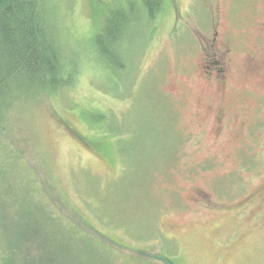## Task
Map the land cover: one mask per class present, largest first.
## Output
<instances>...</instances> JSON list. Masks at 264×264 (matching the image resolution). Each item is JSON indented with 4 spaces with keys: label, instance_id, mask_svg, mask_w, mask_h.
Masks as SVG:
<instances>
[{
    "label": "rangeland",
    "instance_id": "374dc122",
    "mask_svg": "<svg viewBox=\"0 0 264 264\" xmlns=\"http://www.w3.org/2000/svg\"><path fill=\"white\" fill-rule=\"evenodd\" d=\"M161 6L148 29L144 0H48L67 57L86 63L75 86L12 113L10 137L42 188L33 200L57 189L75 238L98 245L99 259L79 251L75 264H165L154 257L165 248L179 264H264V0ZM117 9L133 15L116 40L126 69L95 42ZM213 59L227 62L224 80ZM17 188L0 198V264H40L42 250L13 246L30 233Z\"/></svg>",
    "mask_w": 264,
    "mask_h": 264
},
{
    "label": "trees",
    "instance_id": "16d2710c",
    "mask_svg": "<svg viewBox=\"0 0 264 264\" xmlns=\"http://www.w3.org/2000/svg\"><path fill=\"white\" fill-rule=\"evenodd\" d=\"M155 1L157 3H150L149 6L144 0V7L150 18L148 29L162 9V0ZM47 7L48 0H0V198H7L3 192L9 186L19 187L17 189L20 192L16 190L11 195L18 204L16 211L19 217L23 219L26 215L29 220L23 226L24 233H30L24 246L15 243V248L42 250L44 254L38 258L40 264H75L71 257L79 251L91 252L94 249L99 259L98 245L92 244V239L87 236L81 240L75 238L77 227L64 221L71 211L68 206L61 209L65 202L61 200L57 189L47 190L49 194L45 202L33 200V193L42 192V188L37 187L38 174L30 163L24 161V148L13 142L17 139L10 137V124L15 120L12 117L14 111L23 110L27 104L37 102L44 96L55 97L72 88L86 63L80 57H67L68 53L58 40L60 38L54 27L55 18L48 15ZM130 7L131 11L135 10ZM131 11L113 10L108 24L98 33L95 41L101 58H113L114 64L123 69L128 67L129 62L124 58H121V62H115V54L120 55L117 47L123 44L116 40L120 33L129 29L133 16ZM142 13L137 12L139 15ZM128 53L124 49L123 55ZM159 138L157 141H161L162 138ZM22 164L32 173L23 169ZM44 179V183L49 184L45 174ZM7 199L11 201V198ZM52 204H57L60 212L51 209ZM14 209L15 207L10 206V212ZM0 215L4 217L3 212ZM70 219L71 217L68 220ZM99 233L102 236L97 238L119 245L114 239ZM70 241L80 247L76 248ZM86 246V249H82ZM174 254L172 249L165 248L163 252L154 254V257L165 264H179ZM13 262L11 258H6L2 264ZM91 263L94 261H90Z\"/></svg>",
    "mask_w": 264,
    "mask_h": 264
},
{
    "label": "flooded vegetation",
    "instance_id": "af4514ba",
    "mask_svg": "<svg viewBox=\"0 0 264 264\" xmlns=\"http://www.w3.org/2000/svg\"><path fill=\"white\" fill-rule=\"evenodd\" d=\"M208 11H209V9H208ZM210 20H211L210 22H213V18L211 17V14H210ZM212 31H213L212 40L216 41L218 39V36H219V30H218V27L216 24L212 27ZM222 60H225V57H222ZM212 64L213 65H211V64L209 65V68L213 67L215 69V71H216L215 77H217L219 80H224L223 76L225 74V69L227 68V62L225 63V61H219V60L213 59ZM222 89L224 91L226 89V86L224 85ZM221 120H222V116H218L216 121L218 123H222ZM201 189L197 190L195 197L197 199H202L204 197L207 198L206 196L208 195V193L204 190H201Z\"/></svg>",
    "mask_w": 264,
    "mask_h": 264
}]
</instances>
